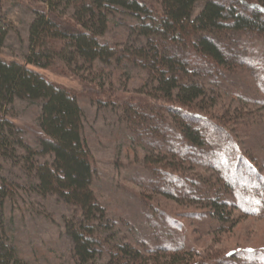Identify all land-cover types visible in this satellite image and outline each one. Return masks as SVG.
<instances>
[{"label":"trees","instance_id":"trees-1","mask_svg":"<svg viewBox=\"0 0 264 264\" xmlns=\"http://www.w3.org/2000/svg\"><path fill=\"white\" fill-rule=\"evenodd\" d=\"M24 1L34 13L30 54L26 60L6 59L0 51V154L15 142L25 147L4 105L15 98L40 103L37 147L53 160L30 159L28 169L38 178L40 192L58 194L81 210L84 220L67 225L76 261L98 264L106 256V264H264V253L252 249L223 254L191 248L186 256L185 238L177 245L150 246L106 236L107 211L92 188L93 161L82 136L79 95L43 72L63 65L101 86L94 80L97 63L144 70L146 89L118 104V110L137 143L150 150L143 161L151 190L203 208L190 216L231 231L241 215L264 218V156L252 153L241 136L250 134L261 117L224 100L231 94L264 107V0ZM198 2L204 6L194 15ZM120 12L134 19L138 43L104 40ZM5 35L0 26V50ZM242 78L254 91L244 94L245 87L235 85L240 90L229 93ZM11 187L0 176V203ZM6 247L0 236V264L14 259ZM162 253L167 255L161 258Z\"/></svg>","mask_w":264,"mask_h":264},{"label":"rangeland","instance_id":"rangeland-1","mask_svg":"<svg viewBox=\"0 0 264 264\" xmlns=\"http://www.w3.org/2000/svg\"><path fill=\"white\" fill-rule=\"evenodd\" d=\"M203 6V2H198L194 15ZM33 19L34 13L24 0H0V26L6 31L0 50L4 58L27 59ZM133 21L127 13L115 15L104 40L120 44L139 41L132 31ZM96 65L99 74L94 80L102 82L101 86L89 79L85 81L63 65L43 72L79 95L84 116L82 136L93 161L92 188L99 203L106 208L109 222L104 234L135 244L145 241L150 246L156 243L177 245L185 238L183 253L186 256L191 248L207 253L224 254L235 249L264 253V218L241 215L234 229L222 231L207 218L190 216L204 212L203 208L186 206L151 190V173L143 161L150 150L137 143L118 110V104L139 97L137 91L146 89L147 74L134 66ZM84 76L90 78L87 73ZM235 85L245 87L244 94L254 91L252 84L242 78L232 84L229 93L240 90L233 89ZM93 90L95 94L92 95ZM224 100L260 115L261 122L249 129L250 134L241 136L250 151L254 149L259 156H264V107L254 101L234 99L231 94ZM4 108L25 142V147L20 142L8 145V151L0 154V176L12 186L7 198L0 203V236L6 248H11L15 254L10 264H79L72 254L73 241L67 225L84 220L81 210L58 194L40 192L38 178L28 169L31 160L40 163L53 160V155L42 154L37 147L41 105L15 98ZM27 146L34 150L33 154ZM236 214L240 215L238 211ZM164 255L167 254L162 253L161 258ZM107 259L102 256L97 263L106 264Z\"/></svg>","mask_w":264,"mask_h":264}]
</instances>
